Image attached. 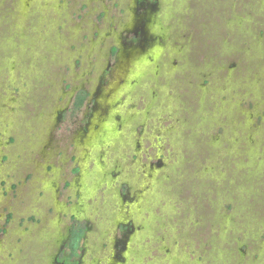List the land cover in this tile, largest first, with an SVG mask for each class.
<instances>
[{
  "label": "rangeland",
  "instance_id": "rangeland-1",
  "mask_svg": "<svg viewBox=\"0 0 264 264\" xmlns=\"http://www.w3.org/2000/svg\"><path fill=\"white\" fill-rule=\"evenodd\" d=\"M148 5L156 6L154 0H0V264H264V244L257 240V234L264 240V228L238 231L232 221L236 207L220 211L234 193L244 191L235 184L236 174L246 179L261 173L254 185L259 195L264 185V0H161L158 5L161 23L156 31L173 36L169 51L176 45V32L181 34V41L176 39L181 47L192 33L191 44L197 46L198 39V59L212 56L218 62L198 64L204 70L190 67L198 71V100H192V106L200 125L211 127L222 116L227 121L224 133L216 129L207 136L210 157L200 160L198 168L184 169L190 180L198 171L192 186L198 190V232L192 239L178 234L174 225L183 206L177 192L184 173L177 98L182 86L173 83L174 73L166 64L162 74L152 72L154 66L148 68L151 77L137 93L154 102L145 118L144 104L136 96L122 95V80L118 84L121 72L115 65L120 53L114 48L141 42L128 27L133 10L149 17ZM182 22L188 24V33ZM149 29L147 42L155 33ZM178 49L173 56L183 51ZM219 69L224 70L222 83L201 77L203 71ZM236 74L243 77L239 80ZM79 91H86L90 99L85 96L89 100L81 110L70 109ZM213 101L216 108H211ZM91 106L102 108L106 116L128 117L123 120L127 135L116 136L113 128L110 137L105 131L99 136L84 134ZM161 108L165 113H159ZM137 122L146 124L143 160L146 155L163 156L164 163L169 162L168 167L163 161L158 164L161 169L148 185L137 176L131 156L136 153V137L129 128ZM96 128L101 131L108 124ZM72 167L81 174H72ZM168 169L169 179L157 184ZM70 178L77 184L68 189L62 179ZM204 178L212 179L217 189L202 187ZM124 183L139 190V207L138 201L128 206L121 198ZM221 184L229 190H222ZM56 196L71 205L59 210ZM208 197L214 208L203 202ZM239 199L234 201L238 204ZM256 205L259 212L260 204ZM191 210L185 217L189 223L196 220ZM204 211L213 226L201 222ZM10 212L15 219L9 223ZM32 214L41 224L35 225L40 219ZM72 214L93 230L75 242L76 255L68 249L69 231L56 241L58 226L62 220L69 222ZM12 225L11 234L4 237ZM163 247L173 256H165Z\"/></svg>",
  "mask_w": 264,
  "mask_h": 264
},
{
  "label": "flooded vegetation",
  "instance_id": "flooded-vegetation-1",
  "mask_svg": "<svg viewBox=\"0 0 264 264\" xmlns=\"http://www.w3.org/2000/svg\"><path fill=\"white\" fill-rule=\"evenodd\" d=\"M144 2L146 0H143ZM139 2V1H138ZM155 5L156 6H152V5H148L146 8V11L149 12V17L146 18L144 13L139 14L137 11L133 10L131 19L132 21L129 22L131 25L128 28L129 32L132 33L133 38H137L138 41L140 40L141 42H138V44H135V42L131 43L130 45H125L122 46V48H114V53L116 54L117 52L120 53V60L118 59V63L115 65L116 69L118 67V69L120 70L121 74H120V81L118 82L123 83V87H121V91H122V95H124L125 97L131 98L133 97H138V99L140 100V102L142 103V105L144 104V112H143V116L145 118H148L150 115V110L152 108L153 105V101L150 99H146L147 95L145 93H143L142 95L137 96V93L142 85V83L144 82V80L147 77H151L149 76V69L148 68H152L151 70L154 73H159L162 74V65L166 64V69L167 71L174 73V80L173 83L176 85V87L178 86L179 88L181 87V93L178 94V100L179 103L181 105V114L182 117H179V123H180V140H181V145H180V149L182 152V157H183V162H182V167L181 170L186 169V171H189V169L192 167H196L198 168V162L201 160V162L203 161L204 157H210V150L208 148L207 144V136L210 134V132H215L216 129L224 131L227 128V124H226V117L222 116L219 123L211 126V127H206L204 124L200 125V121L198 119V114H195V109L192 106V100H198V83L197 85L196 83V78L198 77V71L194 72L193 69L190 70L191 66H195L197 69L198 68V64L203 65H214V66H218V62L217 60H215L216 58H213L212 56H207L208 58H202V59H198V39L197 40V46H194L191 44V40L192 38H194V35L192 33H188L189 31H187L189 29L188 24L182 22V25L185 27L183 28V30L185 29L188 33V37H189V43L185 42L183 44L184 47H181V45L179 46L180 42H177L176 39L178 41H181V34L179 32H176V34H174V38H175V43L176 45L173 46V50H176V48H181L183 49V51L178 55V56H173L172 51H169L167 49V44L169 42L170 39L173 40V36L170 35H165L162 33H160L161 29L156 31L157 28V24L160 25V21L161 18H159L160 13H159V8L158 5L161 2V0H154ZM136 12V13H135ZM147 14V13H146ZM150 16L153 17V20L151 21ZM197 22H198V14H197ZM148 20L147 25L144 24V20ZM147 27H150V31L155 32L154 34H152V38L153 40L151 42H147L146 40V36H145V32L147 31ZM133 28V29H132ZM140 30V31H138ZM163 30V29H162ZM182 30V31H183ZM190 30V29H189ZM137 31V32H136ZM164 31V30H163ZM142 36V39H141ZM178 49V50H179ZM180 49V50H181ZM171 52V53H170ZM169 59V61L167 62H163V59ZM179 57V58H178ZM210 60V61H208ZM208 62H210L208 64ZM152 65V66H151ZM209 65V66H210ZM199 67L198 69L204 70L205 67ZM200 70V71H201ZM191 72V74L189 73ZM224 72V70H223ZM223 72L220 71V69L215 72V73H210V72H206L203 71V75L206 74L205 76H201L203 78H209V76L212 78V80H216L220 83H222V80H224V76H223ZM196 76V77H195ZM236 76L238 77L237 79H241L240 74H236ZM210 79V78H209ZM107 81V80H106ZM79 91L75 97L73 98L72 102H71V106L70 109L72 107L73 110H81L82 107H84L85 103L87 100H89L90 96L88 94H86V91ZM86 97H88L89 99L86 100ZM153 102V103H152ZM189 103V104H188ZM217 101H213L212 103V107L217 106ZM241 105V103H240ZM135 106V105H134ZM241 107V106H240ZM210 111V110H209ZM159 113H165V111L161 108ZM65 113H63V117H65ZM98 114V116L96 115ZM119 115V117H118ZM121 114H111L110 116H106V114L104 113L102 108L99 107H95V106H91V108L89 109V111L86 113L85 118L87 119V122L85 124V128H82V132L84 134H87L89 132H93L96 136H99V134L107 132V136L109 135V137L111 136V133L109 132L110 128H113L112 130L116 133V136H123V135H127L124 133L125 131V125H124V121L128 119H122L120 117ZM132 117L134 118V115H132ZM237 117V116H236ZM131 118V120L133 119ZM176 120V119H175ZM109 122H112L114 124L113 127L110 126ZM177 120L175 121V124H173L170 128L169 131H167L168 135L171 136V130L172 127L174 125H176ZM197 122V123H196ZM106 124V125H105ZM108 124V128L107 129H103V130H99V128H96V126H100L101 128H103L104 126H107ZM127 125V124H126ZM145 129H146V124L145 123H135L133 124V126H130L129 128V133L131 132V136L132 137H136V144H135V148H136V153L132 154L131 156H133V159L136 160V166L138 167L139 170V174H137V176H140V178L142 177V182L143 183H147V185L149 183H154V178L157 175V171H159V166L158 164L161 163L163 161V167H168L169 162H165L164 163V157H158V158H154V157H150L148 155L146 159L143 160V156L140 155V153L143 150V140L146 139V134H145ZM134 135H133V134ZM124 138V137H123ZM170 138V137H169ZM262 139V138H261ZM110 140V139H109ZM125 140V139H124ZM123 140V141H124ZM128 140V139H127ZM118 148V147H116ZM119 149V148H118ZM123 151V149H122ZM125 151V150H124ZM147 151L145 150V153ZM219 156H217L216 158H218ZM158 160V161H157ZM213 160V159H212ZM210 163V162H209ZM162 164V163H161ZM162 167V168H163ZM248 168V167H247ZM72 174L74 175H78L81 174V170L72 167L71 168ZM77 171V172H76ZM61 173V172H60ZM243 173H245V170L243 171ZM197 174V176H196ZM186 172L184 171L183 175H181V177H179L180 179L178 180L180 183V189L179 187L177 188V192H178V200H180L179 202H181L183 204L182 208L179 209V211L177 210V214L180 215V219L179 217H176L179 219L178 221H176L174 223L176 231L178 234H180L181 236H188L189 238L192 239V234H195L198 232V190L196 188H192V186L194 185V181H198V171H196V173L194 174L196 177L195 179L192 178V180H190V178H185L186 176ZM236 180L235 184L238 185L239 187L243 188V192L240 193L241 195L234 193L233 199L231 200V202L229 203H225L223 204V206L221 207L220 211L225 212V208L227 209V206H232L233 208H235L234 212L237 213H233L234 216L232 217V221L236 224L238 231L239 230H243L244 227H248V226H253L255 229V232H258V227L260 226V228L263 230L264 228V185L263 188L261 187L260 190V195L258 193H255V188L254 185L255 183H259V178L262 174L260 173V175L256 176L255 178H251V174H249V176L245 178H241L240 173L236 174ZM114 175L112 174V177ZM160 176V174H159ZM101 180H102V176ZM72 180H66V179H62V182L65 181V185L68 186V189L72 186H74L73 182V178H70ZM169 179V169L168 171L164 174V179H161V181L159 179H157V184H159L160 182H162V180L166 181ZM243 179V180H242ZM100 180V181H101ZM159 180V181H158ZM264 182V178L262 179ZM52 186V183H50ZM157 184H155L154 186H156ZM173 184V183H172ZM230 184V183H229ZM144 186L145 188H149V186ZM153 185V184H152ZM222 185V184H221ZM204 188L207 189H217L218 185H216L212 179L209 178H204L203 180V184L201 185ZM191 187V189H190ZM52 188V187H51ZM230 187H225V186H221L222 190H229ZM14 190H16V188L13 186ZM150 189V188H149ZM174 189V188H173ZM181 193H183L181 195ZM120 195L121 198L127 202V205L130 206V204L135 200V202L138 201V203H136L138 205V207L141 205L140 202L142 200V197H140L139 194V190L138 191H133V189L131 188L130 184L128 183H124L122 185V187L120 188ZM236 196L240 197V199L238 200L239 203L237 204L236 201H234L236 199ZM259 197V198H258ZM138 198V200H137ZM255 198V200H254ZM233 201V202H232ZM55 202L57 204V208L60 210L61 208L64 209V207H69L71 204L70 203H64L62 201H60L59 199H57V196L55 197ZM203 202L207 203L209 205V208L212 206L214 208V201L212 199H210L208 197V199L203 200ZM236 205H235V204ZM256 203L260 204V211L256 212L255 208H256ZM254 206V207H253ZM253 207V209H251ZM203 208L207 209L206 206H204ZM215 208H216V204H215ZM61 209V210H62ZM192 209V210H191ZM188 210H191V212L194 210V213L196 215V220L192 223V222H187V218L185 219V217H187L188 215L187 212H189ZM256 212V213H255ZM193 213V214H194ZM202 213V218L201 222L204 223L203 225L206 226H210V225H214V223L211 222V218L209 217V213L208 212H201ZM11 214V215H10ZM15 213L10 212L8 216V222H14V215ZM252 214L253 217H255L256 219H258L259 223H255L253 220V217H249ZM34 215V214H32ZM226 215V214H225ZM232 215V214H231ZM229 216V215H227ZM241 217H244V219H241ZM39 217L34 215V219H37ZM210 218V219H209ZM40 219V218H39ZM194 219V218H193ZM189 221V220H188ZM67 222H63V220L61 221V224L58 226V237L56 239L60 240L63 238V235L66 234L68 231L70 232V237H69V241H70V246H69V250L74 251L73 253L76 252L74 249L75 247V242L79 241V239H82L83 237L87 236L88 233H91L93 230H89L87 225L83 224V222L79 219V217L76 214H72L70 216V220L68 222V226ZM141 223L144 224L145 226V222L144 221H140ZM248 222H253L252 223H248ZM41 224V219L39 223H36L35 225H39ZM130 224H132V232L133 229L135 228L133 225V223L131 222ZM12 227L13 225L10 227V229L7 231H4V237H7L11 234L12 232ZM19 227V226H18ZM94 227V226H93ZM193 227V228H192ZM16 228V227H15ZM197 229V230H194ZM203 228V227H201ZM14 229V228H13ZM130 233V232H129ZM257 234V233H256ZM198 236V235H197ZM197 236L195 237L196 240H198ZM257 240H259L261 242V244H264V240L261 237V234H257ZM260 244V245H261ZM256 246H255V250L256 251ZM259 248V245H258ZM127 250V249H126ZM163 251L165 256H173V252L171 250H169L168 248H164L163 247ZM260 251V249H259ZM256 254L258 255V252H256ZM61 257H63V252L60 254ZM74 254H72L69 259L71 257H73ZM173 259V257H172Z\"/></svg>",
  "mask_w": 264,
  "mask_h": 264
}]
</instances>
